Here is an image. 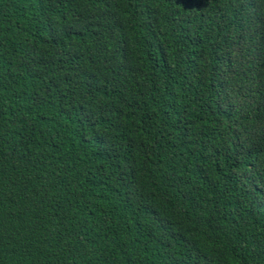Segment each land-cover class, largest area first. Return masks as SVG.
Masks as SVG:
<instances>
[{
	"label": "trees",
	"instance_id": "obj_1",
	"mask_svg": "<svg viewBox=\"0 0 264 264\" xmlns=\"http://www.w3.org/2000/svg\"><path fill=\"white\" fill-rule=\"evenodd\" d=\"M0 264H264V0H0Z\"/></svg>",
	"mask_w": 264,
	"mask_h": 264
}]
</instances>
